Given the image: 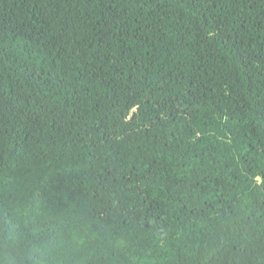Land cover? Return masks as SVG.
Masks as SVG:
<instances>
[{"label":"trees","instance_id":"trees-1","mask_svg":"<svg viewBox=\"0 0 264 264\" xmlns=\"http://www.w3.org/2000/svg\"><path fill=\"white\" fill-rule=\"evenodd\" d=\"M264 264V0H0V264Z\"/></svg>","mask_w":264,"mask_h":264},{"label":"snow or ice","instance_id":"snow-or-ice-1","mask_svg":"<svg viewBox=\"0 0 264 264\" xmlns=\"http://www.w3.org/2000/svg\"><path fill=\"white\" fill-rule=\"evenodd\" d=\"M99 264H104V262H103V259H102V258H100V260H99Z\"/></svg>","mask_w":264,"mask_h":264}]
</instances>
